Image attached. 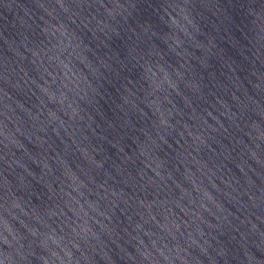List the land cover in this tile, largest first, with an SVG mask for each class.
<instances>
[{
	"label": "water",
	"instance_id": "obj_1",
	"mask_svg": "<svg viewBox=\"0 0 264 264\" xmlns=\"http://www.w3.org/2000/svg\"><path fill=\"white\" fill-rule=\"evenodd\" d=\"M0 264H264V0H0Z\"/></svg>",
	"mask_w": 264,
	"mask_h": 264
}]
</instances>
